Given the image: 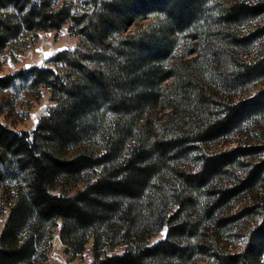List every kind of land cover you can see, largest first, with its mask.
Here are the masks:
<instances>
[{
	"label": "trees",
	"instance_id": "obj_1",
	"mask_svg": "<svg viewBox=\"0 0 264 264\" xmlns=\"http://www.w3.org/2000/svg\"><path fill=\"white\" fill-rule=\"evenodd\" d=\"M65 25L79 43L56 68L0 76V114L23 91L55 103L31 133L0 121V264H38L56 235L72 257L91 244V264H260L264 143L204 148L264 114V89L231 99L264 78V51L242 58L264 0H0V61ZM243 222L242 248L220 246Z\"/></svg>",
	"mask_w": 264,
	"mask_h": 264
},
{
	"label": "rangeland",
	"instance_id": "obj_2",
	"mask_svg": "<svg viewBox=\"0 0 264 264\" xmlns=\"http://www.w3.org/2000/svg\"><path fill=\"white\" fill-rule=\"evenodd\" d=\"M256 1V0H248ZM165 16L161 14H153L148 18L138 22L136 26L132 27V30L136 28H148L149 26H157L162 22H165ZM259 23L254 21L248 24L242 29V33H249L258 27ZM29 44L26 47H17L8 49L1 57L0 61V76H6L16 73L22 69H26L28 65L30 67H43V68H56L52 63V58L60 51L66 49H74L78 46L79 37L72 35L69 31V26L65 25L59 31L39 32L38 37L34 39L29 36ZM181 44L185 46V50L190 49L191 43L188 44L185 39L181 40ZM264 51V40L257 42L251 50L242 55L245 60H253L258 57ZM194 55L189 56L191 58ZM264 89V78L254 82L249 88L237 92L231 99L235 101L252 98L257 92ZM42 95L40 98H35L23 91L20 95H14L13 92H5L3 97L10 99V97L17 96L16 106L13 109L7 108V111L0 114V121L7 125L9 128L21 132H33L37 129L41 119L46 116L50 109L55 105L51 100V93L45 89H41ZM6 95V96H5ZM227 98H220L219 100H226ZM153 124H159L164 121V112L157 108L152 114ZM156 121V123H155ZM264 143V114H255L253 117L244 124L242 129L235 135L211 144L204 149L209 153H217L225 150H230L237 146L257 145ZM79 185L78 187H81ZM240 203L233 208L232 212L236 211ZM6 221V215L0 216V233ZM246 224H234L230 226L228 232L218 236V242L220 246L228 247L233 251H239L243 242L238 241V237L235 234H242L244 232L243 227ZM167 236V228L160 232L157 236L152 238L150 244L154 245L159 241L165 239ZM119 252V251H118ZM46 259L40 261L38 264H91L93 262V255L91 253V244H88L86 251L79 256L72 257L65 251V246L56 235L51 241V245L46 251ZM260 264H264V257Z\"/></svg>",
	"mask_w": 264,
	"mask_h": 264
},
{
	"label": "water",
	"instance_id": "obj_3",
	"mask_svg": "<svg viewBox=\"0 0 264 264\" xmlns=\"http://www.w3.org/2000/svg\"><path fill=\"white\" fill-rule=\"evenodd\" d=\"M27 68L29 69L30 68V65H28Z\"/></svg>",
	"mask_w": 264,
	"mask_h": 264
}]
</instances>
